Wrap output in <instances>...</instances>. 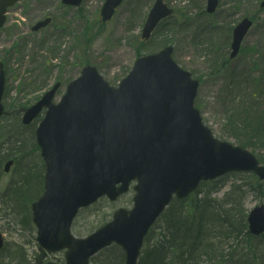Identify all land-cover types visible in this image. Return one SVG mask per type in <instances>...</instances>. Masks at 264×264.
Returning <instances> with one entry per match:
<instances>
[{"label": "water", "instance_id": "obj_1", "mask_svg": "<svg viewBox=\"0 0 264 264\" xmlns=\"http://www.w3.org/2000/svg\"><path fill=\"white\" fill-rule=\"evenodd\" d=\"M19 0H0V28L7 9ZM83 0H63L78 6ZM122 0H106L102 20H110ZM218 0H208L216 10ZM172 10L156 0L143 29L148 39ZM50 22H39L34 31ZM252 26L243 19L234 29V58ZM172 47L136 60L119 87L111 86L97 68L87 65L69 83L59 104L53 99L57 83L40 101L24 110L30 124L46 107L36 131L45 160L43 195L32 204L39 254L33 264H44L48 253L65 252V264H90V259L113 243L125 252L124 264H138L150 228L174 197L183 199L203 181L230 172H253L264 181V166L248 150L214 137L194 106L199 83L172 60ZM5 72L0 62V117ZM12 165L5 166L8 172ZM136 181L133 208H120L112 220L87 237L71 232L81 208L103 196L116 200ZM250 231L264 232V205L248 216ZM4 238L0 231V250ZM45 264H55L47 262Z\"/></svg>", "mask_w": 264, "mask_h": 264}, {"label": "rangeland", "instance_id": "obj_2", "mask_svg": "<svg viewBox=\"0 0 264 264\" xmlns=\"http://www.w3.org/2000/svg\"><path fill=\"white\" fill-rule=\"evenodd\" d=\"M104 2L84 0L78 8H73L63 5L62 0H20L9 9L7 23L0 30V61L4 64L6 81L3 104L8 113L0 121V138L15 129L16 109L33 105L57 82L61 84L55 102H59L67 84L81 74L84 66L94 65L107 82L117 86L139 55L172 44L175 62L199 81L195 107L203 122L217 139L239 145L236 126L250 102L254 70H257L254 76L262 78L259 98L264 100V0H220L214 14L206 12V0H164L174 13L159 25L149 41L141 39V29L154 0H124L113 19L106 23L100 15ZM48 16L52 18L49 26L32 31L38 21ZM244 17L254 19V25L240 54L232 60V30ZM18 132L23 141L31 136V129L23 134L22 129ZM246 149L264 165V159H260L264 148ZM19 150L24 162L32 165L33 173L41 171L43 188L44 166L39 149L27 140ZM17 178L14 168L8 174L1 171L0 229L7 247L0 255V264L12 261L18 246L31 261L38 254L34 225L25 219L20 206L14 204V197L8 195V186ZM212 182L202 183L199 188L204 193L215 182L218 191L214 197L220 201L233 200L247 212L264 205V182L252 173H229ZM133 195L131 189L115 202L104 198L82 210L73 224V234L86 236L109 222L116 209H130ZM226 203L224 210L231 205ZM163 221L160 218L155 224L156 232ZM253 244L264 252V236L254 239ZM224 245L231 250L232 243L227 241ZM48 259L64 264V251L51 254Z\"/></svg>", "mask_w": 264, "mask_h": 264}, {"label": "trees", "instance_id": "obj_3", "mask_svg": "<svg viewBox=\"0 0 264 264\" xmlns=\"http://www.w3.org/2000/svg\"><path fill=\"white\" fill-rule=\"evenodd\" d=\"M256 71L252 72L250 81L253 86L248 97L250 102L241 113V123L236 126L239 145L253 150L256 147L264 148V100L259 98V87L263 81L262 78L254 76L257 75ZM253 105L256 107L253 108ZM238 115L240 114L236 116ZM14 119L15 129L0 138V174L3 165L13 159V168L18 173V179L8 186V195L14 197V204L20 206L21 211L25 213V219L31 223V203L42 192L39 174L41 171L32 172V165L24 162L19 148H22L27 140H31L37 149L35 124L30 127L23 126L17 112H14ZM19 129H22V134L31 129V136L25 141L19 139L20 136L16 134ZM260 159L263 160L264 155ZM214 184L204 193L199 188L188 199L173 200L161 217L164 223L160 230L156 232L153 227L147 235L139 264H264V252H260L258 245L253 244L256 237L247 230V210L233 200H225L226 204L231 205L224 210L225 201L214 197V193L218 191L217 183ZM261 187L260 184L259 188ZM227 241L232 243L231 250L230 246L224 245ZM6 247L7 244L1 256ZM26 256L23 248L18 246L8 264H31V260ZM123 263L124 253L116 245L104 249L91 260V264Z\"/></svg>", "mask_w": 264, "mask_h": 264}]
</instances>
